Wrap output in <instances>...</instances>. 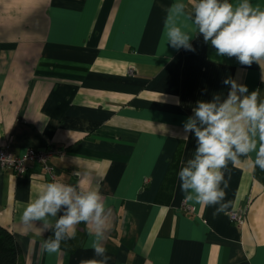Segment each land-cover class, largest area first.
Returning a JSON list of instances; mask_svg holds the SVG:
<instances>
[{
  "label": "crops",
  "instance_id": "0c3cea01",
  "mask_svg": "<svg viewBox=\"0 0 264 264\" xmlns=\"http://www.w3.org/2000/svg\"><path fill=\"white\" fill-rule=\"evenodd\" d=\"M172 2L0 0V145L50 149L55 174L38 161L22 175L0 166V224L19 243L18 264L98 259L84 224L49 254L55 221L49 231L21 222L52 180L100 191L108 264H264V171L252 156L228 164L219 212L189 202L177 176L195 151L183 122L196 102L226 95L228 77L264 98V61L218 57L202 35L195 51L174 49L161 38Z\"/></svg>",
  "mask_w": 264,
  "mask_h": 264
},
{
  "label": "clouds",
  "instance_id": "9594fccd",
  "mask_svg": "<svg viewBox=\"0 0 264 264\" xmlns=\"http://www.w3.org/2000/svg\"><path fill=\"white\" fill-rule=\"evenodd\" d=\"M196 35H202L218 57L260 65L264 61V7L254 5L253 0H173L161 38L176 50L195 51L191 40ZM223 82L229 86L227 94L198 100L183 122V138L194 136L195 151L181 162L177 173L180 190L189 202L216 206L217 212L227 207L223 201L229 187V163L252 156V166L264 171V98L231 77ZM6 162L0 158V165ZM20 219L26 227L41 221L44 231L55 221L43 245L49 254L58 252L62 242L74 239L77 226L84 224L90 238L86 246L98 258L94 264H108L110 257L102 243L106 202L99 190L57 180L41 183Z\"/></svg>",
  "mask_w": 264,
  "mask_h": 264
},
{
  "label": "built area",
  "instance_id": "2783aa9c",
  "mask_svg": "<svg viewBox=\"0 0 264 264\" xmlns=\"http://www.w3.org/2000/svg\"><path fill=\"white\" fill-rule=\"evenodd\" d=\"M52 153L50 149L30 148L24 154L18 155L13 153L8 145H0V158H4L7 161L0 166L2 168H12L16 174L22 175L28 170L31 161H38L54 177L53 168L49 163ZM230 217L233 222L241 223V215L237 211H232Z\"/></svg>",
  "mask_w": 264,
  "mask_h": 264
},
{
  "label": "trees",
  "instance_id": "16d2710c",
  "mask_svg": "<svg viewBox=\"0 0 264 264\" xmlns=\"http://www.w3.org/2000/svg\"><path fill=\"white\" fill-rule=\"evenodd\" d=\"M19 243L14 234L0 224V264H18Z\"/></svg>",
  "mask_w": 264,
  "mask_h": 264
}]
</instances>
